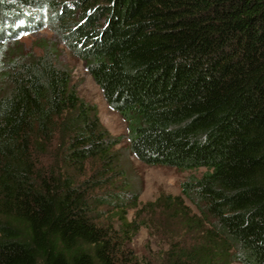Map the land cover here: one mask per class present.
I'll use <instances>...</instances> for the list:
<instances>
[{
	"label": "trees",
	"instance_id": "obj_1",
	"mask_svg": "<svg viewBox=\"0 0 264 264\" xmlns=\"http://www.w3.org/2000/svg\"><path fill=\"white\" fill-rule=\"evenodd\" d=\"M46 27L128 147L55 46L24 49ZM0 57V264H264V0H0ZM131 155L204 171L143 203Z\"/></svg>",
	"mask_w": 264,
	"mask_h": 264
},
{
	"label": "rangeland",
	"instance_id": "obj_2",
	"mask_svg": "<svg viewBox=\"0 0 264 264\" xmlns=\"http://www.w3.org/2000/svg\"><path fill=\"white\" fill-rule=\"evenodd\" d=\"M22 43L26 51H42L41 43H49L57 48L59 61L72 68L74 74V85L82 98L97 105L102 123L115 136H122L120 146L128 147L130 140L129 129L125 118L108 103L106 96L88 71L86 62L78 57L66 44L63 39L50 28L37 29L31 34L22 37ZM1 58V57H0ZM3 59V57L1 58ZM131 161L136 168L137 176L143 184L141 201L146 203L153 201L161 194H180L181 182L189 175H200L204 168L182 171L176 167L165 165H147L135 155H131ZM189 205L192 203L187 200ZM194 208V206L192 205ZM195 209V208H194ZM133 218V212L129 214ZM159 219V214L156 216ZM162 227V226H161ZM162 230L155 228L153 224L143 226L132 241V247L136 249L140 256L153 257L163 246ZM241 264V263H235Z\"/></svg>",
	"mask_w": 264,
	"mask_h": 264
}]
</instances>
